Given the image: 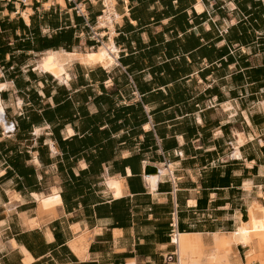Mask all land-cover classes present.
<instances>
[{
    "label": "crops",
    "instance_id": "1",
    "mask_svg": "<svg viewBox=\"0 0 264 264\" xmlns=\"http://www.w3.org/2000/svg\"><path fill=\"white\" fill-rule=\"evenodd\" d=\"M114 1L112 35L101 0H0V264H170L263 191L264 0Z\"/></svg>",
    "mask_w": 264,
    "mask_h": 264
},
{
    "label": "bare ground",
    "instance_id": "2",
    "mask_svg": "<svg viewBox=\"0 0 264 264\" xmlns=\"http://www.w3.org/2000/svg\"><path fill=\"white\" fill-rule=\"evenodd\" d=\"M59 1L64 3L63 0ZM104 3L106 5L105 12L104 15L99 18L98 24L102 27L108 28L113 35L115 33V21L119 20L121 17L115 10L116 3L114 0H104ZM23 14L28 21V13L24 12ZM109 48L110 47L103 45V47L98 48L99 50L97 52H90L85 56L79 54H64L61 51H49L40 60L39 67L44 71L52 73L63 83L68 82L69 77L67 66L69 63H72L75 58H79L81 61L101 60L104 59ZM6 86V84L0 83V90H3ZM0 125L5 129V132H10L15 129V123L6 113L1 95ZM242 139L244 138L240 137V141ZM236 154L238 155V153ZM34 161L36 164L39 162L37 158ZM148 179L153 187L158 180L155 176H151ZM111 187L114 188L116 195L120 193L116 187ZM244 187H246L248 191L252 188L251 183L246 184ZM259 193L264 195V192L261 193V191H259ZM17 198V194H11L10 199L15 200ZM32 224L34 225V223ZM204 242L205 241H203L201 235L198 234L188 236L178 235L179 251L177 254V264H256V262L258 264H264V258L262 255V251L264 250V208L261 207L259 203L255 202L248 210L247 220L241 222L232 233L228 235L214 234L211 243L205 244ZM238 245H243L246 249L251 246L255 248V250H245L246 255L241 259L234 250V247Z\"/></svg>",
    "mask_w": 264,
    "mask_h": 264
},
{
    "label": "rangeland",
    "instance_id": "3",
    "mask_svg": "<svg viewBox=\"0 0 264 264\" xmlns=\"http://www.w3.org/2000/svg\"><path fill=\"white\" fill-rule=\"evenodd\" d=\"M100 3H101V5H102V9H103V3H102V1H101ZM116 8H117V4H116ZM101 13H102V10H101ZM103 13H104V12H103ZM97 18H98V17H97ZM96 22H97V19H96ZM96 22L93 23V24H96ZM116 24H117V23H116ZM99 30H103V29H99ZM94 34H95V32L93 31V29H91V30H90V35L93 36ZM100 38H101V37H100ZM106 38H107V36H104V38H101V39H106ZM263 168H264V167H263ZM263 175H264V173H263ZM262 187H263V191L261 190V193L264 192V186L261 185L260 188H262ZM256 197H259V199L256 200V201H254L253 203H251V205L254 204L255 202H257V203H259V205H261V207L264 208V195L258 193V191H257V193H256ZM251 205H249V208H250ZM249 208H248V210H249ZM246 220H247V219H246ZM240 249H241V252H242V256H243V258H244L245 255H246V251H245V250H247V251H248V250L253 251V249L255 250V248H253V247H251V246H249L248 249H246V247L243 246V245H240ZM262 255H263V258H264V250L262 251ZM256 264H258V263L256 262Z\"/></svg>",
    "mask_w": 264,
    "mask_h": 264
},
{
    "label": "built area",
    "instance_id": "4",
    "mask_svg": "<svg viewBox=\"0 0 264 264\" xmlns=\"http://www.w3.org/2000/svg\"><path fill=\"white\" fill-rule=\"evenodd\" d=\"M69 1L74 3L77 14L82 15L84 17L87 16V13H84V11H82L81 8L79 7V4H80L79 2H76V0H69ZM101 1L103 3V9H102V14H103V12H104V5L105 4H104V0H101ZM176 258H177V255L175 256V258L170 257V259H169L170 264H174V261L176 260Z\"/></svg>",
    "mask_w": 264,
    "mask_h": 264
},
{
    "label": "trees",
    "instance_id": "5",
    "mask_svg": "<svg viewBox=\"0 0 264 264\" xmlns=\"http://www.w3.org/2000/svg\"><path fill=\"white\" fill-rule=\"evenodd\" d=\"M245 220H246V218H245ZM183 231V230H182Z\"/></svg>",
    "mask_w": 264,
    "mask_h": 264
}]
</instances>
